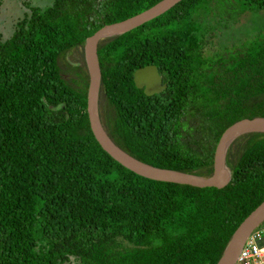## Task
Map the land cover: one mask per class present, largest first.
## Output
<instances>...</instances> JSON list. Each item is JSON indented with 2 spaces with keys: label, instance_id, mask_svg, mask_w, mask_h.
<instances>
[{
  "label": "trees",
  "instance_id": "1",
  "mask_svg": "<svg viewBox=\"0 0 264 264\" xmlns=\"http://www.w3.org/2000/svg\"><path fill=\"white\" fill-rule=\"evenodd\" d=\"M162 1L54 0L0 36V264H218L264 202L263 130L230 142L222 186L149 177L94 134L89 79L63 73L70 46ZM217 4L264 11V0H180L99 42L100 122L130 156L208 178L225 129L264 118V30L210 47ZM145 67L162 89L136 81Z\"/></svg>",
  "mask_w": 264,
  "mask_h": 264
},
{
  "label": "water",
  "instance_id": "2",
  "mask_svg": "<svg viewBox=\"0 0 264 264\" xmlns=\"http://www.w3.org/2000/svg\"><path fill=\"white\" fill-rule=\"evenodd\" d=\"M180 0H163L162 2H160L159 4L155 5L153 8L143 12L142 14H139L137 16L131 17V18H127L121 21H116V22H112V23H108L103 25L102 27H100L99 29H97L95 31V33L90 36L88 39H90V44H91V49L93 52V56H94V61H95V67L92 69L90 68V76H89V86H88V114H89V119H90V124H91V128L94 132V134L96 135V137L98 138V140L101 142V144L115 157L117 158L119 161H121L123 164H125L126 166H128L129 168L137 171L136 169L130 167L129 165H127V163L125 162V160L121 159L119 156H117L115 153H113L105 144V141L103 140L100 132H99V128L97 126V119H96V115H95V111L97 113L98 119L100 121L99 118V114H98V106H97V102H98V92H99V86H100V68H99V60H98V44L99 42L110 36V35H114V34H118L121 33L123 31H126L128 29H131L139 24H141L142 22L156 17L160 14H162L163 12H165L166 10H168L170 7H172L174 4H176L177 2H179ZM156 8V9H154ZM151 11V13L143 18H139L140 16L144 15L145 13ZM111 31H116L113 33H110ZM136 81L140 84L143 85V83L147 84L146 91L147 92H157L160 89H162V84L160 85V88L158 86V71L157 69H155L154 67H145L143 69H141L136 77ZM246 123H254L258 126V128L256 129H249L246 131H251V130H263L264 131V118L262 117H256L253 119H249V118H243L241 120L236 121L235 123L231 124L229 127H227L225 129V131L222 133L216 149H215V153H214V170H213V174L208 177H200L197 175H192V174H186L183 172H179V171H174L171 169H165V168H159L156 167L152 164L143 162L141 160H138L132 156H130L129 154H127L126 152H124L123 150H121L119 147H117L115 144V146L120 149L123 153L127 154L130 161H132L133 163H135L137 166L145 169V170H150V171H154V172H160L163 173L167 176H169V178H158V177H153V176H149L146 174H143L139 171V173L149 176V177H153V178H158V179H165V180H172V181H176V182H180V183H187V184H191L194 186H199V187H206V186H222L224 185L227 180L225 181V183L220 184L221 179L223 178L225 172L222 168V164L225 161V154L227 151V148L230 144V142L236 137H234L228 144V138L229 135L240 125L246 124ZM101 124V123H100ZM104 130V128H103ZM243 131V132H246ZM241 132V133H243ZM239 133V134H241ZM238 134V135H239ZM111 140V139H110ZM112 141V140H111ZM264 215V202L255 210L253 211L247 219H245L243 221V223L250 219L244 234L242 236V239L240 241V245L238 247V250L236 252V254L234 255L233 259L230 261V264H234L235 259L237 257V254L240 250V248L242 247V245L245 243L247 237L250 235V233L254 230V228L256 227V225H258V223L260 222V220L263 218ZM242 223V224H243ZM241 224V225H242ZM241 225L238 227V229L241 227ZM238 229L236 230L235 234L237 233ZM235 234L233 235L228 247L226 248V251L223 255V257L221 258V260L219 261L218 264H224L223 263V258L235 236Z\"/></svg>",
  "mask_w": 264,
  "mask_h": 264
},
{
  "label": "rangeland",
  "instance_id": "3",
  "mask_svg": "<svg viewBox=\"0 0 264 264\" xmlns=\"http://www.w3.org/2000/svg\"><path fill=\"white\" fill-rule=\"evenodd\" d=\"M54 0H0V36L8 38L13 33V24L24 14L30 12V7L39 6L48 8L52 6ZM216 11V18L219 22L216 23L217 27L214 29L215 37L210 39L209 46L212 48H219L225 45H235L250 38L253 34L264 30V11L257 14L244 13L239 14L236 8L231 11L224 9L218 4L213 7ZM61 15L67 18L74 35L80 39L77 26L74 21L69 19L66 12L61 11ZM209 17V16H208ZM221 22L223 24H221ZM261 29V30H260ZM90 43V39H86L80 44L70 46L60 58V65L65 75H74L77 77H86L89 79L90 68L86 56V46ZM139 72H137L136 77ZM158 86L162 84V78L158 73ZM147 87L146 83H143ZM225 174L227 179L230 171L226 169ZM255 230L264 229V218L260 220Z\"/></svg>",
  "mask_w": 264,
  "mask_h": 264
},
{
  "label": "bare ground",
  "instance_id": "4",
  "mask_svg": "<svg viewBox=\"0 0 264 264\" xmlns=\"http://www.w3.org/2000/svg\"><path fill=\"white\" fill-rule=\"evenodd\" d=\"M156 9V8H154ZM151 13V11L145 13L144 15L140 16L139 18H143L147 15H149ZM116 31H111L110 33H113ZM86 56H87V61H88V65L90 68H94L95 67V61H94V56H93V52L91 49V44L88 43L86 46ZM95 115H96V119H97V126L99 128V132L103 138V140L105 141L106 146L113 152L115 153L117 156H119L121 159L125 160V162L127 163V165H129L130 167L136 169L137 171L149 175V176H153V177H158V178H169V176L160 173V172H154V171H150V170H145L139 166H137L135 163H133L132 161H130L129 157L127 154L123 153L120 149H118L114 143L110 140V138L108 137V135L106 134L105 130H103L102 125L100 124L101 122L98 119L97 113L95 111ZM258 128V126L254 123H246L243 125H240L239 127H237L230 135L227 141V144L235 137L237 136L239 133L249 130V129H256ZM222 168L224 170V172H226L225 169V165L224 163L222 164ZM227 180V175L224 174L223 178L221 179L220 184L225 183V181ZM264 218V215H263ZM250 219L246 220L241 227L238 229L237 233L235 234L224 258H223V263L224 264H230V261L233 259L234 255L236 254L238 247L240 245V241L242 239V236L244 234V231L249 223Z\"/></svg>",
  "mask_w": 264,
  "mask_h": 264
},
{
  "label": "built area",
  "instance_id": "5",
  "mask_svg": "<svg viewBox=\"0 0 264 264\" xmlns=\"http://www.w3.org/2000/svg\"><path fill=\"white\" fill-rule=\"evenodd\" d=\"M234 264H264V229L253 230L240 248Z\"/></svg>",
  "mask_w": 264,
  "mask_h": 264
}]
</instances>
